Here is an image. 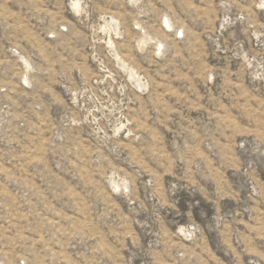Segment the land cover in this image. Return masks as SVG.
I'll use <instances>...</instances> for the list:
<instances>
[{"label": "rangeland", "instance_id": "obj_1", "mask_svg": "<svg viewBox=\"0 0 264 264\" xmlns=\"http://www.w3.org/2000/svg\"><path fill=\"white\" fill-rule=\"evenodd\" d=\"M0 264H264V0H0Z\"/></svg>", "mask_w": 264, "mask_h": 264}]
</instances>
